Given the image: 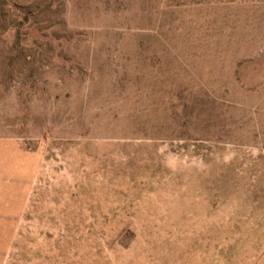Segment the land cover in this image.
I'll return each instance as SVG.
<instances>
[{
    "label": "rangeland",
    "instance_id": "obj_1",
    "mask_svg": "<svg viewBox=\"0 0 264 264\" xmlns=\"http://www.w3.org/2000/svg\"><path fill=\"white\" fill-rule=\"evenodd\" d=\"M0 264H264V0H0Z\"/></svg>",
    "mask_w": 264,
    "mask_h": 264
}]
</instances>
